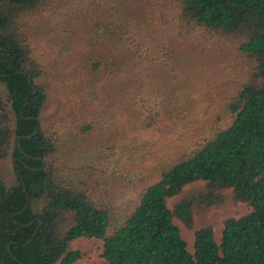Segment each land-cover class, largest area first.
I'll return each mask as SVG.
<instances>
[{
    "label": "rangeland",
    "instance_id": "obj_1",
    "mask_svg": "<svg viewBox=\"0 0 264 264\" xmlns=\"http://www.w3.org/2000/svg\"><path fill=\"white\" fill-rule=\"evenodd\" d=\"M181 16L178 0H48L20 19L48 88L42 126L56 133L59 177L113 208L112 228L164 169L229 125L226 105L252 70L236 40ZM0 175L15 184L11 158ZM250 212L216 207L194 230L175 223L193 253L195 231L210 226L220 243L224 223ZM103 248L88 238L70 245L84 255L74 264H108Z\"/></svg>",
    "mask_w": 264,
    "mask_h": 264
},
{
    "label": "trees",
    "instance_id": "obj_2",
    "mask_svg": "<svg viewBox=\"0 0 264 264\" xmlns=\"http://www.w3.org/2000/svg\"><path fill=\"white\" fill-rule=\"evenodd\" d=\"M47 1L0 0V161L15 175L11 186L0 175V264H74L80 238L103 241L108 264H264V0H178L184 22L236 40L252 70L226 105L229 125L164 169L115 228L113 208L59 177L56 133L42 126L48 88L20 19ZM238 204L251 212L227 220L220 243L208 226L188 250L176 221L194 230L199 214Z\"/></svg>",
    "mask_w": 264,
    "mask_h": 264
},
{
    "label": "water",
    "instance_id": "obj_3",
    "mask_svg": "<svg viewBox=\"0 0 264 264\" xmlns=\"http://www.w3.org/2000/svg\"><path fill=\"white\" fill-rule=\"evenodd\" d=\"M28 100H29V97L26 99V102H25V104H24V107H26ZM38 130H39V127L36 129V132L34 133L33 136H35V135L37 134ZM28 203H29V198H27V204H28ZM26 208H27V205H26L25 208L22 210V212H24V211L26 210ZM34 236H35V235H34ZM30 242H31V241H30ZM8 251L10 252V247L8 248ZM13 259H14L15 261H17V259H16L14 256H13Z\"/></svg>",
    "mask_w": 264,
    "mask_h": 264
}]
</instances>
